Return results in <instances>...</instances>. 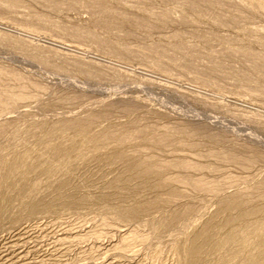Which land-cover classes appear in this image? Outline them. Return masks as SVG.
I'll return each instance as SVG.
<instances>
[{"label": "rangeland", "instance_id": "rangeland-1", "mask_svg": "<svg viewBox=\"0 0 264 264\" xmlns=\"http://www.w3.org/2000/svg\"><path fill=\"white\" fill-rule=\"evenodd\" d=\"M10 1L16 6L11 8ZM54 1L59 7L43 0H0V157L27 152L31 161L41 147L69 142L74 134L59 122L106 112L92 128L79 127L116 136L147 128L149 134L128 141L123 150L136 160L186 161L194 168L166 167V183L154 189L160 179L144 182L122 163H107L84 148L83 158H72L52 180L28 174L32 189L25 194L14 177L13 188L0 191V203L11 200L0 219V264H187L181 250L198 243L205 228L215 240L232 231L225 218L235 212H219L224 200L240 196L245 209H264V78L247 69L248 59L225 53L240 47L264 53V0H218L222 8L216 5L213 11L237 17L233 27L216 25L184 0H106L112 11L87 0ZM150 9L169 10L171 17L188 21H170V16L148 14ZM154 46L168 49L170 58H156L147 49ZM175 47L180 51H171ZM184 49L199 50L201 56L193 60ZM244 73L251 83H245ZM20 94L25 97H15ZM52 129L53 137L40 143ZM161 135L175 143L156 146L153 139ZM180 176L200 179L202 185L192 186ZM63 180L68 205L58 189ZM23 198L37 205L34 213L22 210ZM155 199L158 206L131 216L135 203ZM188 206L194 211L187 219L166 229L156 225ZM261 218L249 214L236 218V224ZM260 239L252 228L222 248L209 243L195 259L239 264L257 250ZM236 252L237 263L228 261Z\"/></svg>", "mask_w": 264, "mask_h": 264}, {"label": "bare ground", "instance_id": "bare-ground-1", "mask_svg": "<svg viewBox=\"0 0 264 264\" xmlns=\"http://www.w3.org/2000/svg\"><path fill=\"white\" fill-rule=\"evenodd\" d=\"M43 1L45 3H50V6L59 7V5H57L54 0H43ZM87 1L89 2V5H93V6L96 5V6L100 7L101 9H103L104 11H112L113 10V5L109 4L111 2L108 3L107 2L108 0L107 1L106 0H87ZM78 2H79V0H78ZM88 2H87V4H88ZM183 2L190 7H194L195 10H198L200 14L209 16L210 19H212L215 22V24L219 25V26L220 25H228L230 23L229 24V27H230V25L232 26L233 25L232 23L237 18V17L236 18L230 17L229 14H220L219 12L213 11L214 10L213 6H216V5L219 6L220 5L218 0H184ZM199 2H201V3H199ZM9 6L11 8L15 7L16 3L14 1H10ZM221 6H219V7L222 8ZM169 13H170L169 10H165V11L162 10L161 12H157V11L150 9L148 14L163 15L165 17H169L170 16ZM135 18L138 21H140L141 23H143L145 21L142 17H135ZM170 18H171L170 21H176L179 23H181V22L183 23V22L188 21V18L185 16H182V15L177 16V17H171L170 16ZM235 22L237 23L238 21H235ZM237 24H234V27ZM221 27H223V26H221ZM225 27H227V26H225ZM208 35L210 36L213 34L207 33L204 36H208ZM218 37L219 36H217V38ZM230 38L231 37H229V38L223 37L222 39L231 41L232 39H230ZM19 40H21V39H19ZM19 40H17V42ZM22 40H24V39H22ZM24 41H22V42H24ZM24 43H26V42H24ZM24 43H22V44H24ZM262 45H264V43H262ZM20 47L21 46H19V48ZM22 47H24V46H22ZM147 49L149 51H151L152 53L157 54L159 57H157L155 55L154 56L156 58L161 59V60L170 58V56H169L170 52L168 49H165L162 47H157V46L148 47ZM175 50L180 51V48L175 47V48L171 49V51H175ZM227 51H229V52H225V53L232 54V55L238 57L239 59H241V58H244V60L248 59L247 62L248 61L249 62H248L247 69L251 72L253 71V74L255 76L264 78V53H258L249 47H240L238 50H232L231 49V50H227ZM183 53L185 54L186 57L192 58L193 60L197 59L200 55L199 54L200 51L199 50L197 51L195 49H188V50L184 49ZM62 54H64V53H62ZM207 59L211 63H216L215 59L212 57H208ZM186 68L191 70L192 72L198 74V75L202 74V72H200V70H198V68H199L198 66H195V65L189 66L188 65V66H186ZM87 71L88 70H86V72ZM163 72H168V70L163 67ZM243 76H244L243 78L245 80V83L249 84L253 81V78L249 74L244 73ZM257 91L260 93H263V89L260 87H257ZM15 97H17L18 99H21V98H24L25 96L23 94H20V95H17ZM0 103H1V101H0ZM104 117H106V112L103 114L87 115L85 117H78V118L73 117V119L59 122V125H61L62 128H64L67 131L71 130L73 132L74 135L69 137V140H68L69 142L59 141V143H57L56 145H51L50 147H45V148L41 147L40 150L35 151L31 161L29 159L32 157V154H29L27 152L26 153H24V152L23 153H17V152L15 153L14 152L13 155L11 156V158H9V159H6L5 157H3L1 155V157H0V191L3 190V188H5V187H8L9 189L13 188L12 179L14 177H17L22 181V185L19 189V192L21 194H25L27 191H29V189L30 190L32 189V185H30L28 183V181H29L27 179V178H29L28 174L33 173V172H39V173L45 175L47 178H49V180H52L51 178H53L56 175V173L58 171H60L59 169L61 167H64L65 164L67 165V163L72 158L76 157L78 159H82L84 148H90L95 153V155H97L98 159L100 158L102 161H106L107 163H111V164L122 163L125 166L124 168L126 169V171L128 173H131L135 178H138L144 182H147L150 178L153 179V177L160 179V182H158L154 185V189H158L166 183V179L164 178V175H163L164 174L163 170L166 167L175 166L177 168H182V169L183 168L184 169L194 168V166L191 163L186 162V161L177 162V163L176 162L175 163H171V162L159 163L158 161L154 160L152 157L151 158L148 157V158L141 159V160H136L135 158L131 157L126 151H124L122 147L128 141H132L137 136H146L147 134H149L148 133L149 130L147 128L134 129L133 131L129 132L126 136L125 135L124 136L123 135L116 136L111 131L104 130V129H101L98 131L95 130V132L93 130H91V128H92L91 126L94 124V122L98 121L99 119H103ZM85 125H89L91 128L83 129L85 127ZM79 126H82L83 128H80ZM56 129H58V128H56ZM52 131H54V129H52L51 132H50V130L46 131V135H48V136H41L40 137V143H44L49 138L53 137V136H49V135H51ZM1 132L2 131H0V134H1ZM193 133H195L194 135H196L199 133V131H196ZM189 135L190 134H188V136ZM161 136H163V138L153 139L156 146L161 147V146L168 145L170 143H175L174 140H172L170 138L168 139V137L166 135H161ZM136 143L137 142H134V144H136ZM47 145H48V143H47ZM109 145L113 146V148L111 149L112 151H110L108 154H101L102 150L105 149V147H107ZM192 146H194V145H192ZM224 153H226L227 156H230L234 160H236V158H239V156L233 152L228 153L226 151ZM179 180H181L183 182L187 181L192 186H195V187L202 185V182H200V179L192 180L191 178H188L186 176H180ZM67 183L68 182L66 180H63L58 184L59 185L58 189L60 190L59 193H61V195L63 196V198L65 200L63 202L64 205H68L71 201L70 200L71 198L69 197V195H66ZM4 190H7V188ZM10 202H11V200L8 199V200H5V201L0 203V219L5 214L4 210L9 206L8 204H10ZM20 205H21L22 210H27L29 213H34L36 210V207H37V205L28 204L24 198L21 200ZM158 205H159L158 199H155L153 201L150 200V201H146V202H137L131 207L129 212H130L131 216L135 217V216H138L141 213H143V211L148 209L149 206L151 207V206H158ZM6 211H7V209H6ZM193 211H194V208L192 206H188L186 209H184L181 212H174L171 214H167V216L164 217V219L160 220V222H157L156 225H158V228H160V229H166L169 226L173 225L174 223L178 222L179 220L187 219L189 216H191V214H193ZM232 211L235 213H233V215L232 214L228 215L225 218V223L227 225L229 224V225L233 226L230 234L227 232L228 236H226V237L222 236V238L219 237L220 239L215 240V238L212 237L213 232H211V230H208L209 228L208 229L205 228V230L203 232H201V234L199 235V238H198L199 242L198 243L194 242V243L189 244L185 248H182L181 251L184 253L183 255H186V256L188 255V256L192 257V259H189V257L187 256L188 260H190L189 262L187 260V264H198L197 262H199V261H197V260L199 258L198 259H195V258H197L198 256L200 257L201 254L206 253L209 243H211L215 248H222L225 246V244L227 242L235 240V238L237 236L247 235L248 232H250L252 230V228H255L261 235L260 246H258L257 250L254 253H252L246 260L240 261L239 264H264V209L262 210V209H257L256 207H253L251 210H247L242 205V201H240V196L239 197L234 196L230 199L224 200L221 203V207H220L219 212L221 214H225V213H231ZM117 212L123 218L126 217V215L123 213V211H121V209L118 208ZM129 212H126V213H129ZM249 214H259V215H262V218L255 220L253 222V224H244V225H240V224L237 225L236 224L239 222V220H236V218H243ZM214 247H212V248H214ZM238 256L239 255L237 252L236 253H230L227 260L230 262L236 261V263H237Z\"/></svg>", "mask_w": 264, "mask_h": 264}]
</instances>
